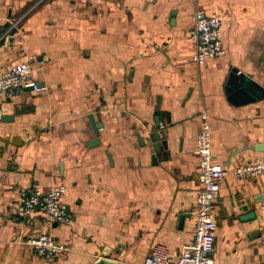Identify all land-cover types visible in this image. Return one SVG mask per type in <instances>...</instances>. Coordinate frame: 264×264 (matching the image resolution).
I'll list each match as a JSON object with an SVG mask.
<instances>
[{"label":"crops","instance_id":"1","mask_svg":"<svg viewBox=\"0 0 264 264\" xmlns=\"http://www.w3.org/2000/svg\"><path fill=\"white\" fill-rule=\"evenodd\" d=\"M200 9L224 16L225 46L201 67L189 38ZM20 61L44 89H23L0 117V264H96L105 247L109 260L143 264L156 243L180 255L195 224L205 116L227 171L215 264H264V174L234 173L264 160V98L234 104L225 92L232 67L264 86V0H0V75ZM156 117L170 144L154 164ZM61 183L72 223L16 215L21 191ZM41 232L68 250L43 259L27 243Z\"/></svg>","mask_w":264,"mask_h":264},{"label":"built area","instance_id":"2","mask_svg":"<svg viewBox=\"0 0 264 264\" xmlns=\"http://www.w3.org/2000/svg\"><path fill=\"white\" fill-rule=\"evenodd\" d=\"M193 28L189 33L192 48V62L203 66L208 61L221 57L225 53L221 31L224 16L205 9L197 10L193 15ZM34 68L28 61L11 65L0 75V117L5 112V103L23 89L32 87L33 91L44 89L35 78ZM196 154L199 164L200 189L197 193L196 216L192 239L184 244L182 252L171 257L169 248L163 243H156L144 258L143 264H215L216 246L214 203L220 190V182L227 173L225 166L215 160L212 148V128L208 116L202 119L201 129L196 139ZM240 177L264 174V160L235 168ZM67 186L55 184L47 190L35 189L21 191L15 205L16 215L28 218L40 213L51 222L72 223V215L64 200ZM264 216V191L259 203ZM35 252L45 260H52L65 253L68 247L47 233L41 232L27 240Z\"/></svg>","mask_w":264,"mask_h":264},{"label":"water","instance_id":"3","mask_svg":"<svg viewBox=\"0 0 264 264\" xmlns=\"http://www.w3.org/2000/svg\"><path fill=\"white\" fill-rule=\"evenodd\" d=\"M13 38V35L7 36L6 41L9 42ZM32 90V87L26 88ZM225 92L229 100L234 104H242L247 102H253L264 98V86L256 81L248 73L240 71L237 67H232L225 84ZM26 109H17L16 113L25 112ZM13 115H5L4 119H12ZM89 119L92 127L99 136L100 129L103 127L101 123L95 121L94 115L90 114ZM156 124L151 128V133L148 137L147 143L152 145L157 154L152 156L153 163L156 164L158 161L159 154L161 152L169 153V139L166 135L160 131L161 124L158 117L155 118ZM97 140V139H95ZM98 141V140H97ZM96 142V141H95ZM94 142H90L93 145ZM256 149L264 148V145H256ZM104 257L99 259L96 264H120L119 262L109 260L111 255V249L107 247L103 250Z\"/></svg>","mask_w":264,"mask_h":264}]
</instances>
